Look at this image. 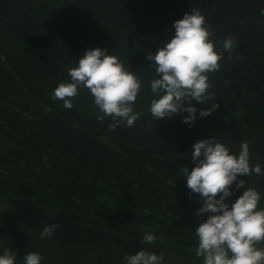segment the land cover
Segmentation results:
<instances>
[{"label": "trees", "instance_id": "16d2710c", "mask_svg": "<svg viewBox=\"0 0 264 264\" xmlns=\"http://www.w3.org/2000/svg\"><path fill=\"white\" fill-rule=\"evenodd\" d=\"M192 9L224 58L208 74L213 98L191 102L198 111L190 127L187 112L153 120L150 104L159 97L150 85L159 77L146 56ZM262 9L264 0H0V254L12 249L15 264L31 251L43 254L41 264H124L126 253L147 250L163 264H202L195 229L212 213L197 216L199 194L182 167L191 171L192 145L213 137L237 155L247 142L252 166L264 171ZM229 37L231 54L222 46ZM97 47L139 74L134 110L144 115L131 128L110 130V117L99 122L84 87L71 109L52 99L85 50ZM238 179L261 194L264 209V176ZM231 188L235 202L244 189ZM51 224L60 227L41 239ZM149 233L152 244L143 242Z\"/></svg>", "mask_w": 264, "mask_h": 264}, {"label": "clouds", "instance_id": "9594fccd", "mask_svg": "<svg viewBox=\"0 0 264 264\" xmlns=\"http://www.w3.org/2000/svg\"><path fill=\"white\" fill-rule=\"evenodd\" d=\"M261 14L264 15V9ZM173 28L175 34L171 40L146 56L159 77L151 81V92L159 98L151 101L149 111L155 121L187 112L182 122L191 127L198 111L191 102L205 104L213 98L208 74L219 71V62L224 57L209 39L211 33L200 10L185 13L174 22ZM235 44L233 37L223 40V52L231 54ZM68 75L70 82L59 83L52 93V99L61 100L65 108H73L78 89L84 87L102 113L98 121L111 118L110 130L121 123L131 128L144 115L134 110L142 88L139 74L128 70L117 56L107 54L106 49H86L76 67L68 70ZM218 108L219 104L211 110L204 108L199 115L210 116ZM192 148L191 161L195 166L191 171L182 167L187 187L199 194L201 206L197 216L212 213L195 229L199 241L194 249L196 257L202 258V264H264V248L258 247L264 242V209H258L261 194L254 187L245 188L246 181L238 179V175L264 176L259 163L251 164L249 144L242 143L238 155L230 153L229 147L213 137L198 140ZM234 183L244 191L231 202ZM59 227V224L45 226L40 238H51ZM155 240L150 233L143 237L146 244ZM122 259L124 264H163L162 254L147 250L126 253ZM42 260L40 252L24 255V264H41ZM15 261L16 253L4 248L0 264H15Z\"/></svg>", "mask_w": 264, "mask_h": 264}]
</instances>
